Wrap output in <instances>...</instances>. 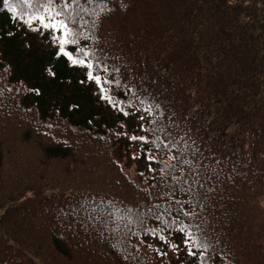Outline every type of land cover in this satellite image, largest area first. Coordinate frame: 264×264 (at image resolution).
Listing matches in <instances>:
<instances>
[{
  "label": "trees",
  "instance_id": "1",
  "mask_svg": "<svg viewBox=\"0 0 264 264\" xmlns=\"http://www.w3.org/2000/svg\"><path fill=\"white\" fill-rule=\"evenodd\" d=\"M81 3L84 28L95 31L100 0ZM121 3L128 7L102 15L105 58L191 128L177 143L199 149L205 166L177 197L198 214L221 264H264V0L104 6ZM41 40L0 3V264H122L128 253L130 264H175L144 245L133 252L123 237L120 216L142 215L140 189L151 190L146 161L131 159L136 149L115 135L121 123L134 132L136 120L98 103L61 65L49 81Z\"/></svg>",
  "mask_w": 264,
  "mask_h": 264
},
{
  "label": "snow or ice",
  "instance_id": "2",
  "mask_svg": "<svg viewBox=\"0 0 264 264\" xmlns=\"http://www.w3.org/2000/svg\"><path fill=\"white\" fill-rule=\"evenodd\" d=\"M95 2L88 0L89 4ZM107 2L100 0V13H91L95 16L92 24L95 31L89 32L84 28L89 21L80 15L89 9L82 6L81 0H0L7 14L19 20L29 33L41 37L42 49H49L46 66H41L49 81L57 79L56 66L61 65L70 76L79 77L75 83L93 93L98 103L103 102L122 117L136 120L134 132H129L125 123L115 132L117 137L126 138L129 148L136 149L129 153L131 159L143 158L151 174L145 181L151 190L140 189L144 192L146 210H141L142 215L133 216L128 209L127 214L120 216L121 222L127 221L123 237L132 251L138 254L144 245L159 257H168L171 253L175 264H221L218 250L201 225L195 223L198 214L185 199L177 197V192L187 195L194 184H199L205 167L199 149L192 151L183 140L177 143L181 132L190 139L191 128L180 127L174 119L175 113L170 118L169 109L156 96L127 80L124 71L105 58L98 36L102 15L128 7L121 3L115 8H106ZM8 35L11 37L13 33ZM25 46L30 48L31 41ZM63 83L70 86L73 80ZM32 91L40 92L38 88ZM71 107L78 109L80 105L74 103ZM196 118L195 112H189V123ZM169 120L170 123H165ZM191 143L194 145L195 141ZM139 175L144 177L143 172ZM182 185H187V189ZM115 211L119 213L120 209ZM113 227L120 231L115 220ZM147 240L156 241L158 246L153 248ZM131 259V253L124 255L122 264H130Z\"/></svg>",
  "mask_w": 264,
  "mask_h": 264
}]
</instances>
